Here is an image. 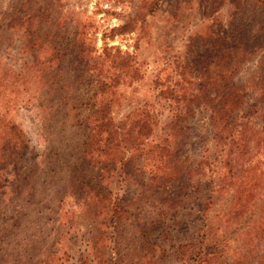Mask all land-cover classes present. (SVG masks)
I'll list each match as a JSON object with an SVG mask.
<instances>
[{
    "label": "rangeland",
    "instance_id": "obj_1",
    "mask_svg": "<svg viewBox=\"0 0 264 264\" xmlns=\"http://www.w3.org/2000/svg\"><path fill=\"white\" fill-rule=\"evenodd\" d=\"M263 75L264 0H0V264H264ZM225 83L249 96L229 141ZM103 103L118 132L87 157Z\"/></svg>",
    "mask_w": 264,
    "mask_h": 264
},
{
    "label": "trees",
    "instance_id": "obj_2",
    "mask_svg": "<svg viewBox=\"0 0 264 264\" xmlns=\"http://www.w3.org/2000/svg\"><path fill=\"white\" fill-rule=\"evenodd\" d=\"M155 3L156 1L153 2V5L151 7L152 11L156 9ZM108 49L109 48H107L106 50ZM109 55L111 56V59L113 57L112 61L115 62L116 57L112 56L111 53L108 52V56ZM228 57H229V63L227 65L231 67L238 65L241 61V58L235 53ZM131 58L132 57L130 54L128 53L124 54L123 59L122 58L119 59L118 66L124 67V70L126 71L129 69H133L135 66H133L130 63ZM236 67L237 66H235V68ZM232 71L233 70H231V68L228 67L226 68V70L222 71V74L223 72L224 74H230L232 73ZM225 77H227V75ZM261 79L264 80V75L260 78V80ZM226 84L227 83H225L223 87L222 94L218 98H216L217 102L216 104H214V106H212V114H211L213 123L216 126V136L221 141L235 140L236 136L225 134V127L228 126L226 125V122L232 119L234 113L237 110H239L241 107L247 104V101L249 98L246 88H244V85L241 84L239 86H229L227 84L226 86ZM107 105L108 103H103L102 106H100L99 108H95L92 113V117L90 120L92 130H91L90 137L88 138L86 142V148H85V153L87 157L94 156L96 153V149L100 152L98 153L100 157H102L104 154L106 155L109 154L111 151L112 145L110 143L114 139L113 138L114 134L118 132L117 130L118 127L115 125L114 118L110 114H108ZM252 106L254 108H252L250 113H253V112L255 113L259 111L257 101L254 102ZM190 111L191 113L195 111L193 103H187L184 107H182V110H178L176 112L177 114L176 116H174V119L172 121V126H171L172 134L174 136H177V133H178L176 131L177 127L182 128V126L184 125L181 122V118L183 117L181 113L186 112V114H184V116H186ZM8 125H9V130L11 131V133L13 134V137L15 138V140H13L15 148H17L18 150H26L29 147V144L26 141L25 134L22 128L18 125V123H14V122L11 124L6 123V126ZM129 125L130 126L128 127V129L127 128L124 129V136H133V135L136 136V142L135 141L133 142L136 145L134 148H139L140 145L142 144V140H144L148 135H150L154 129L152 119L150 120L139 119L137 121L132 122ZM233 132L235 131L233 130ZM164 159H167V161L171 162L172 161L171 154L168 153V155ZM178 161H179L178 159L176 160V158H173L174 164L178 163ZM84 181H86V179H84ZM87 183L92 186L91 189L95 187L91 184L90 179L87 180ZM113 214L115 216L121 215L118 212L117 208L115 209ZM189 246L190 244H185L184 246H182V248L187 249L186 247H189ZM196 257H197V254H196ZM192 259H193V256H192Z\"/></svg>",
    "mask_w": 264,
    "mask_h": 264
}]
</instances>
